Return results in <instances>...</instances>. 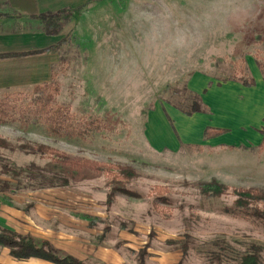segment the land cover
Listing matches in <instances>:
<instances>
[{
	"label": "rangeland",
	"instance_id": "374dc122",
	"mask_svg": "<svg viewBox=\"0 0 264 264\" xmlns=\"http://www.w3.org/2000/svg\"><path fill=\"white\" fill-rule=\"evenodd\" d=\"M85 4L55 40L71 33L70 42L58 50L64 64H59L58 53L0 61V96L31 92L35 84L47 82L52 67L62 68L57 102L81 118L100 121L102 131L85 140L64 141L40 126L22 130L5 125L0 137L14 145L47 146L98 165L127 166L136 177L124 186L140 198L117 194L107 207L108 175L1 149L0 164L22 173L17 179L0 175V182L15 190L3 193L10 200L0 197V217L9 214L11 228L64 247L91 264H138L139 252L145 254L144 264H238L253 245L264 261L259 224L228 214L236 199L231 189L264 193V154L256 148L194 144L174 152L158 148L149 137L155 122L161 126L157 117L164 120V112L172 125H179L167 103H179L193 73L221 81L239 78L250 55L264 75V0ZM0 13L12 17L0 15V35H7L2 48L29 52L39 21L19 14L11 3L0 4ZM48 62L45 79L41 71ZM159 130L166 145V129ZM29 170L36 174L33 179L26 176ZM213 180L229 192L213 198L196 186ZM181 245L187 247L183 256Z\"/></svg>",
	"mask_w": 264,
	"mask_h": 264
},
{
	"label": "trees",
	"instance_id": "16d2710c",
	"mask_svg": "<svg viewBox=\"0 0 264 264\" xmlns=\"http://www.w3.org/2000/svg\"><path fill=\"white\" fill-rule=\"evenodd\" d=\"M87 8L82 5L74 9H61L56 12H45L33 15L32 19L39 21V27L34 31L46 37L57 38L64 33L66 23H68L75 12H81ZM3 15V14H0ZM6 19H12L11 16L3 15ZM20 17V16H19ZM37 31V32H36ZM70 32L67 37L56 43L55 45L39 50L23 53H2L0 61L10 59H20L26 57L46 55L49 53H58L59 64L63 65L64 60L58 52L60 47L66 42H70ZM260 69L263 67L260 65ZM58 71L52 67L47 82L34 85L31 92L21 90L4 93L0 96V126L10 125L17 126L20 129H28L31 126H40L44 132L53 138L64 141L85 140L102 131L100 121L86 120L75 115L69 105L60 104L56 97L59 94ZM241 82L244 86H251L253 81L247 78L246 74L239 78H233ZM184 96H179L178 104H169L172 108L181 112L186 116L196 113H208L209 110L202 101V97L196 93L189 91L187 84L183 87ZM178 96V95H177ZM226 130L206 128L203 133L205 140H210ZM262 140L256 147L259 153L264 154V129L261 130ZM19 150L31 155H38L41 158L48 159L53 165L61 167L74 166L82 167L96 172L108 175L106 185L109 193L106 195L107 207L111 205L117 194L125 195L132 198H140V195L133 190L124 186V183L130 182L136 177V172L127 166L121 165H98L68 156L56 149L43 145H14L4 138L0 137V150ZM89 167V168H88ZM22 171H18L8 164H0V175L17 179ZM36 175L33 170H29L26 174L28 178L33 179ZM61 181V179H60ZM67 180L62 179L65 185ZM204 195L213 198H220L229 192V188L225 185L218 184L216 181L208 183H200L196 185ZM3 193L14 194L15 190L10 188L6 182H0V197L4 200H10L3 196ZM236 199L232 203L228 214L233 217L258 223L264 234V193L255 189H231ZM162 201H166L163 199ZM259 204L262 207H259ZM88 218V217H87ZM91 220L92 218H88ZM108 230V229H106ZM177 243V242H176ZM179 244V243H178ZM8 250L9 256L17 261H27L29 259H37L49 264H91L89 260H79L67 252L56 248L52 243L43 238L34 237L31 234H20L5 226L0 221V252ZM187 247L181 245L182 256L185 255ZM248 252L239 257L238 264H264L258 249L248 248ZM138 264H144V253L139 252Z\"/></svg>",
	"mask_w": 264,
	"mask_h": 264
},
{
	"label": "crops",
	"instance_id": "0c3cea01",
	"mask_svg": "<svg viewBox=\"0 0 264 264\" xmlns=\"http://www.w3.org/2000/svg\"><path fill=\"white\" fill-rule=\"evenodd\" d=\"M96 1L97 0H0V4L11 3L19 14L34 15L45 12H56L63 8H77L85 5L87 2L89 6H91ZM24 8L31 9L27 11ZM5 34L1 33L0 35V54L18 53L7 51V49L2 48V43L7 36ZM32 37V44L27 46V49H31L30 51H39L51 47L56 43V38L46 37L40 33H35ZM9 39L21 43V40H17L16 37H11ZM34 57L38 58V56ZM244 62L246 68L245 74L247 78L253 81L251 86H244L236 79L221 81L207 74H202L200 72L193 73L191 75V80L186 83L187 87L189 91L202 97V101L204 105L207 106L209 112L186 116L171 107V111L174 113L173 117L179 121L180 126L172 125L168 120L170 116L165 112L162 115L164 120L158 116V123L161 124L159 127L166 129V134L168 136V143H166V145L168 144V146L165 145L162 132L159 130L158 125H155L156 122L152 129L150 128L149 130V137L153 145L162 149H170L174 152L181 149V145L183 144H194L196 146H206L213 149L226 148L227 150L233 148H256L262 140L260 132L264 129V75L259 67L260 64H257L255 59L250 55L245 57ZM49 70L50 63L48 62L47 67L43 68L41 71V73H43V78H48ZM189 118L192 120L190 121ZM187 123H190V125L186 126ZM206 128L222 129L226 130V132L210 140H205L203 133ZM8 216L9 214L3 213L0 217V221H2L5 226L11 228L12 225L7 222L10 218ZM11 229L20 234H31L29 232ZM56 248L71 255L64 247L58 245ZM72 256L80 259L79 256ZM0 264L49 263L37 259L17 261L9 256L8 250L3 249L0 252Z\"/></svg>",
	"mask_w": 264,
	"mask_h": 264
}]
</instances>
